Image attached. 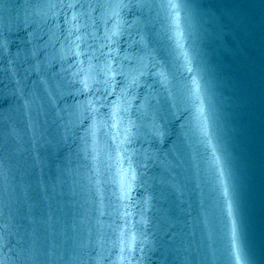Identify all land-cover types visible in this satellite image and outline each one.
Returning a JSON list of instances; mask_svg holds the SVG:
<instances>
[{
	"label": "water",
	"instance_id": "95a60500",
	"mask_svg": "<svg viewBox=\"0 0 264 264\" xmlns=\"http://www.w3.org/2000/svg\"><path fill=\"white\" fill-rule=\"evenodd\" d=\"M0 264H264V0H0Z\"/></svg>",
	"mask_w": 264,
	"mask_h": 264
},
{
	"label": "snow or ice",
	"instance_id": "6c2138e0",
	"mask_svg": "<svg viewBox=\"0 0 264 264\" xmlns=\"http://www.w3.org/2000/svg\"><path fill=\"white\" fill-rule=\"evenodd\" d=\"M225 199L226 200L228 199V192H227V190L225 191ZM228 211H229V215H231L232 214V204H231V202H229Z\"/></svg>",
	"mask_w": 264,
	"mask_h": 264
}]
</instances>
